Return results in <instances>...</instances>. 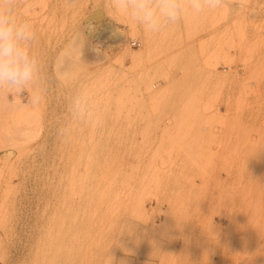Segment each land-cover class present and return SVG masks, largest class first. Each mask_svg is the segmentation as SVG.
<instances>
[{"label": "rangeland", "instance_id": "obj_1", "mask_svg": "<svg viewBox=\"0 0 264 264\" xmlns=\"http://www.w3.org/2000/svg\"><path fill=\"white\" fill-rule=\"evenodd\" d=\"M14 8L40 75L23 95L0 89V264H192L203 212L227 220L225 235L199 225L210 264H264V143L219 154L221 119L264 103V0H221L155 34L116 0ZM242 131L264 134V119Z\"/></svg>", "mask_w": 264, "mask_h": 264}, {"label": "clouds", "instance_id": "obj_2", "mask_svg": "<svg viewBox=\"0 0 264 264\" xmlns=\"http://www.w3.org/2000/svg\"><path fill=\"white\" fill-rule=\"evenodd\" d=\"M221 0H116L119 11L148 33H159L180 22L186 14L200 16L218 8ZM35 39L32 26L15 14L14 0H0V89L23 95L39 79L40 62L30 45ZM32 99L39 101L34 93ZM80 97L73 101L78 108Z\"/></svg>", "mask_w": 264, "mask_h": 264}, {"label": "crops", "instance_id": "obj_3", "mask_svg": "<svg viewBox=\"0 0 264 264\" xmlns=\"http://www.w3.org/2000/svg\"><path fill=\"white\" fill-rule=\"evenodd\" d=\"M257 90L264 91V86L260 85L256 87ZM237 92L238 89H235ZM249 105L252 104L250 107L245 106V110L238 112L240 115H226L223 119H221L220 124L224 123L225 128L224 132L219 133V140L222 142L219 154L221 155H233L235 153H238L240 150L243 140H255L259 142L264 143V134H245L242 129L243 126L247 123H261V121L264 119V103H258L249 101ZM231 107V110L236 109ZM227 107L226 105L221 107V112H226ZM260 144V143H259ZM207 173H214V177L218 178L220 182L224 181L226 182L227 176L226 172L223 169H220L219 167H209L206 169ZM216 182L215 179H209L208 181L205 179L203 180H196L197 186H211L214 185ZM193 224L195 225L194 228V235L193 238L190 240V242L186 245V251L188 252V258L189 261L192 264H210L212 261H220L219 257H215V255H212V244L205 243L204 237L208 234L205 230H201L199 228L200 224H212L214 226V232L218 235H225L226 234V225L227 220L224 217L220 216H213L212 220H208L206 218V213H194L193 215ZM202 240V241H201ZM176 248L178 251H182V248L184 246L182 244H177Z\"/></svg>", "mask_w": 264, "mask_h": 264}, {"label": "built area", "instance_id": "obj_4", "mask_svg": "<svg viewBox=\"0 0 264 264\" xmlns=\"http://www.w3.org/2000/svg\"><path fill=\"white\" fill-rule=\"evenodd\" d=\"M132 45H137V46H139V42H137V41H132Z\"/></svg>", "mask_w": 264, "mask_h": 264}]
</instances>
